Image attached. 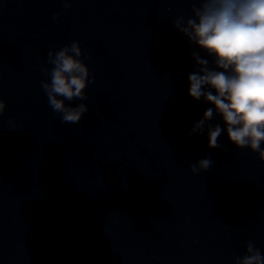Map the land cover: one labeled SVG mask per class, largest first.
<instances>
[{
	"label": "water",
	"instance_id": "water-1",
	"mask_svg": "<svg viewBox=\"0 0 264 264\" xmlns=\"http://www.w3.org/2000/svg\"><path fill=\"white\" fill-rule=\"evenodd\" d=\"M194 6L0 0V264H233L249 241L264 255V161L188 94L193 52L214 67L173 26ZM76 41L87 99L66 103L89 111L65 124L41 81L48 52Z\"/></svg>",
	"mask_w": 264,
	"mask_h": 264
},
{
	"label": "clouds",
	"instance_id": "clouds-1",
	"mask_svg": "<svg viewBox=\"0 0 264 264\" xmlns=\"http://www.w3.org/2000/svg\"><path fill=\"white\" fill-rule=\"evenodd\" d=\"M70 2L65 0L66 7ZM198 4L192 8L191 18L185 21L178 17L173 22L190 44L214 58V67H209L207 58L193 52L199 70L188 76V94L194 100L203 98L214 105L215 113L226 125L228 140L239 149L258 153L259 160L264 161V0H198ZM82 55L79 42H73L58 51H49L47 63L52 67L43 69L49 79L41 81V87L49 106L65 124H78L89 111L84 103L75 107L66 103L87 99L90 70ZM206 88L215 90V94ZM5 108V101L0 99V115ZM214 109L205 110L190 135L213 119ZM222 131L219 125L210 126L209 148L222 147L218 143ZM212 163L206 157L190 163L189 169L195 175L208 170ZM245 253L234 257L233 264H264V255L251 241Z\"/></svg>",
	"mask_w": 264,
	"mask_h": 264
}]
</instances>
